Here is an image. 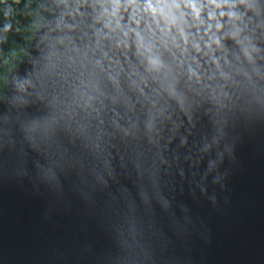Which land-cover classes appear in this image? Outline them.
Listing matches in <instances>:
<instances>
[{
    "label": "water",
    "instance_id": "water-1",
    "mask_svg": "<svg viewBox=\"0 0 264 264\" xmlns=\"http://www.w3.org/2000/svg\"><path fill=\"white\" fill-rule=\"evenodd\" d=\"M69 55L27 105L11 86L0 97V264H264V79L190 93L150 143L111 111L88 126L74 100L99 72ZM55 110L59 124L30 140L25 126Z\"/></svg>",
    "mask_w": 264,
    "mask_h": 264
},
{
    "label": "clouds",
    "instance_id": "clouds-1",
    "mask_svg": "<svg viewBox=\"0 0 264 264\" xmlns=\"http://www.w3.org/2000/svg\"><path fill=\"white\" fill-rule=\"evenodd\" d=\"M38 9L52 18L38 15L29 25L32 51L10 49L11 60L0 59V81L14 89L13 103L18 106L27 105L37 85L43 87V80L61 71L72 60L69 53H75L99 72L88 83L81 81L79 99L74 100L88 126L91 120L103 126L102 113L111 111L112 126L125 136L143 130L151 143L173 114H187L190 93L219 89L227 98L224 88L237 77L252 84L264 79L260 0H45ZM11 28L6 24L4 31ZM76 32H83L81 46L75 43ZM117 51L123 62L109 55ZM137 104L139 115L134 111ZM121 105L123 115L117 110ZM60 119L63 115L55 110L42 121H31L25 131L30 140L48 136ZM78 130L85 132V127ZM104 134L97 135V151H102Z\"/></svg>",
    "mask_w": 264,
    "mask_h": 264
},
{
    "label": "trees",
    "instance_id": "trees-1",
    "mask_svg": "<svg viewBox=\"0 0 264 264\" xmlns=\"http://www.w3.org/2000/svg\"><path fill=\"white\" fill-rule=\"evenodd\" d=\"M38 1L42 0H19V2L17 0H0V25L4 26L10 23L18 37V40L12 37L10 41L3 42L4 39L0 33V49H2L0 59L8 56L11 60L10 49H25L27 51V46L31 44L27 40L29 25L33 20L38 21V15H43L42 12L36 11L35 3ZM18 54L21 57L24 56V52ZM3 90V82L0 81V97Z\"/></svg>",
    "mask_w": 264,
    "mask_h": 264
},
{
    "label": "flooded vegetation",
    "instance_id": "flooded-vegetation-1",
    "mask_svg": "<svg viewBox=\"0 0 264 264\" xmlns=\"http://www.w3.org/2000/svg\"><path fill=\"white\" fill-rule=\"evenodd\" d=\"M38 2H40V1H38ZM38 2H36L35 3V7H36V11H38V12H42L41 10H39L38 9V5H37V3ZM5 26V25H4ZM4 26H1L0 25V33H1V35H2V39H4V41H5V39H6V42H8V41H10L11 40V38L13 37L14 39H16V40H18L17 38V34H16V32L11 28V30H9L8 32H5L4 31ZM18 62V61H17ZM3 89H4V87H3Z\"/></svg>",
    "mask_w": 264,
    "mask_h": 264
},
{
    "label": "rangeland",
    "instance_id": "rangeland-1",
    "mask_svg": "<svg viewBox=\"0 0 264 264\" xmlns=\"http://www.w3.org/2000/svg\"><path fill=\"white\" fill-rule=\"evenodd\" d=\"M41 4V2H38L37 5ZM18 63V62H17ZM16 70L15 68H13V71Z\"/></svg>",
    "mask_w": 264,
    "mask_h": 264
},
{
    "label": "bare ground",
    "instance_id": "bare-ground-1",
    "mask_svg": "<svg viewBox=\"0 0 264 264\" xmlns=\"http://www.w3.org/2000/svg\"><path fill=\"white\" fill-rule=\"evenodd\" d=\"M16 118H18V116Z\"/></svg>",
    "mask_w": 264,
    "mask_h": 264
}]
</instances>
